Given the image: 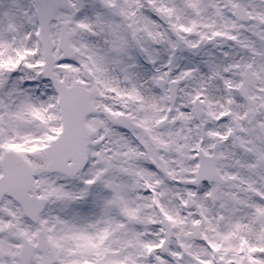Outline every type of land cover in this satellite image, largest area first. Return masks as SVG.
Segmentation results:
<instances>
[{
	"label": "snow or ice",
	"instance_id": "6c2138e0",
	"mask_svg": "<svg viewBox=\"0 0 264 264\" xmlns=\"http://www.w3.org/2000/svg\"><path fill=\"white\" fill-rule=\"evenodd\" d=\"M0 264H264V0H0Z\"/></svg>",
	"mask_w": 264,
	"mask_h": 264
}]
</instances>
